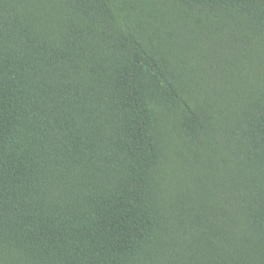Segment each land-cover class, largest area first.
Returning a JSON list of instances; mask_svg holds the SVG:
<instances>
[{
    "label": "trees",
    "instance_id": "1",
    "mask_svg": "<svg viewBox=\"0 0 264 264\" xmlns=\"http://www.w3.org/2000/svg\"><path fill=\"white\" fill-rule=\"evenodd\" d=\"M0 264H264V0H0Z\"/></svg>",
    "mask_w": 264,
    "mask_h": 264
}]
</instances>
